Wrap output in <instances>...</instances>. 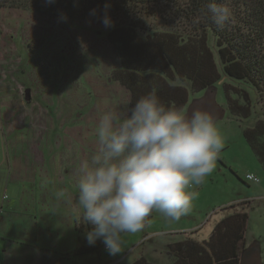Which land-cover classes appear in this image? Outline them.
<instances>
[{"label": "rangeland", "instance_id": "obj_1", "mask_svg": "<svg viewBox=\"0 0 264 264\" xmlns=\"http://www.w3.org/2000/svg\"><path fill=\"white\" fill-rule=\"evenodd\" d=\"M230 9L234 15L235 9ZM3 13L0 162L10 155L12 166L17 167L21 178L33 182L36 163L43 162L40 158L44 155L52 173V190L54 187L55 192L63 186V180L68 188L75 187L62 204L77 219L73 208L77 205L78 169L81 162L90 161L98 152L95 129L99 117L105 111L121 116L128 113L130 94L112 78L113 70L120 66L118 52L107 37L113 26L106 27L103 19L15 9ZM151 21L153 27L161 30L173 26L160 17ZM209 36L212 43L213 36ZM259 49L264 53V44ZM224 83L232 85L234 97L238 96L237 91L242 94L244 87L223 75L215 87L217 100L226 108ZM191 92L190 102L205 91ZM251 94L254 108L249 120L232 118L227 111L224 118L216 121L224 146L214 170L202 184L192 186L196 196L188 214L171 221L154 211L140 232L123 234L122 250L118 254L110 255L103 244L100 255L84 253L74 264H132L141 256L156 264H172L167 254L169 244L186 236L199 241L209 239L216 224L228 213L243 210L248 212L249 220L242 264L249 260L256 263L254 253L264 264V168L243 133L245 127H252L264 115L263 104L258 103L259 94L254 90ZM4 164L7 167L8 163ZM249 172L261 181L247 180ZM77 221V226L83 224ZM83 229L86 240L85 226Z\"/></svg>", "mask_w": 264, "mask_h": 264}, {"label": "trees", "instance_id": "obj_2", "mask_svg": "<svg viewBox=\"0 0 264 264\" xmlns=\"http://www.w3.org/2000/svg\"><path fill=\"white\" fill-rule=\"evenodd\" d=\"M208 2L0 0V20L5 18L4 11L13 9L93 20L110 15L113 28L107 37L120 59L112 78L130 94L128 112L152 90L167 106L185 112L191 91L202 94L226 75L244 87V92L237 91L238 96L234 97L232 85H222L230 116L240 121L250 119L254 108L252 90L259 94L264 115V53L259 49L264 44V0H217L235 9L232 16L236 15V19L223 27L211 19ZM155 17L166 19L173 26L164 30L153 27L151 19ZM209 35L213 36L212 43ZM243 133L264 168V119L245 127ZM248 220L246 210L231 213L216 224L209 239L187 237L169 244L167 254L172 264H241ZM82 226L87 231L92 228L90 224ZM101 240L80 247L76 253L100 254ZM132 264L156 263L141 256Z\"/></svg>", "mask_w": 264, "mask_h": 264}, {"label": "clouds", "instance_id": "obj_3", "mask_svg": "<svg viewBox=\"0 0 264 264\" xmlns=\"http://www.w3.org/2000/svg\"><path fill=\"white\" fill-rule=\"evenodd\" d=\"M207 10L220 27L231 20L225 3L209 0ZM102 22L111 26V16ZM95 131L99 149L79 166L73 214L92 226L88 244L102 239L110 255L122 250L123 234L144 228L153 211L171 221L188 214L196 196L192 186L214 170L224 146L210 110L197 106L186 114L163 103L155 90L124 116L103 112Z\"/></svg>", "mask_w": 264, "mask_h": 264}, {"label": "crops", "instance_id": "obj_4", "mask_svg": "<svg viewBox=\"0 0 264 264\" xmlns=\"http://www.w3.org/2000/svg\"><path fill=\"white\" fill-rule=\"evenodd\" d=\"M12 159L9 155L0 162V264H74L82 259L76 250L88 244L85 230L62 204L75 187L68 188L63 180L64 188L52 190L44 155L36 163L33 182L21 178Z\"/></svg>", "mask_w": 264, "mask_h": 264}, {"label": "water", "instance_id": "obj_5", "mask_svg": "<svg viewBox=\"0 0 264 264\" xmlns=\"http://www.w3.org/2000/svg\"><path fill=\"white\" fill-rule=\"evenodd\" d=\"M197 106L210 110L215 115L216 121L224 118L227 113V109L217 100V87L215 86L209 87L201 97L193 99L187 106L185 113L190 115L191 111ZM255 254L257 255V253H254L252 256L255 258L256 263H251L249 260L245 261V264H263L258 255V258H256Z\"/></svg>", "mask_w": 264, "mask_h": 264}, {"label": "built area", "instance_id": "obj_6", "mask_svg": "<svg viewBox=\"0 0 264 264\" xmlns=\"http://www.w3.org/2000/svg\"><path fill=\"white\" fill-rule=\"evenodd\" d=\"M246 178H247V180H250V181L255 182V183H258L261 181L260 178L257 175H255L254 173L247 174ZM103 248L106 250L105 245H103Z\"/></svg>", "mask_w": 264, "mask_h": 264}]
</instances>
